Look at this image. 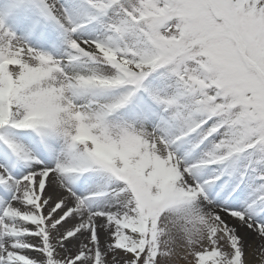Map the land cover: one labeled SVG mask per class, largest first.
Returning <instances> with one entry per match:
<instances>
[{"label": "rangeland", "instance_id": "rangeland-1", "mask_svg": "<svg viewBox=\"0 0 264 264\" xmlns=\"http://www.w3.org/2000/svg\"><path fill=\"white\" fill-rule=\"evenodd\" d=\"M9 1L13 11L0 9V29L11 48L0 61L13 64L0 68V107L27 135L61 142L111 186L118 183L110 191L134 207L120 222L139 249H123V261L114 264H175L179 250L188 251V264H244L230 236L210 217L199 218L201 207L182 194L178 168L183 150L197 147L195 164L224 162L213 174L227 172L241 183L250 176L244 188L264 197V0ZM53 5L62 13L103 14L116 41L100 44L101 51L76 49ZM73 23L66 25L83 22ZM46 27L73 61L43 40ZM78 70L92 85L75 84L80 89L72 94L66 74ZM98 94L121 107L91 106L90 117L80 115L79 97ZM85 135L86 143L79 141ZM20 176L33 182L32 173ZM43 182L37 178L34 189Z\"/></svg>", "mask_w": 264, "mask_h": 264}, {"label": "bare ground", "instance_id": "bare-ground-1", "mask_svg": "<svg viewBox=\"0 0 264 264\" xmlns=\"http://www.w3.org/2000/svg\"><path fill=\"white\" fill-rule=\"evenodd\" d=\"M57 7L53 5L56 10ZM0 9L8 13L12 11V5L0 0ZM62 12L59 13L58 25L66 33L92 38L97 51H101L100 44L105 47L116 41L103 14L90 9L77 14ZM72 22L83 23L74 28L66 25ZM3 34L4 30L0 29L2 57L5 50L11 48L10 41L4 39ZM55 47L60 56L73 61L69 53L59 51V45ZM16 48V55H21L22 48ZM66 77L70 79L66 91L72 94L81 85H92L90 80L77 78L71 73ZM41 80L36 79L33 85L37 87ZM3 94L0 87V96ZM78 100L84 102L80 106L83 110L80 115L86 118L91 116L86 111L91 106H95L97 111H114L121 107L120 100L110 99L108 94L84 95ZM1 101L0 105L3 104ZM20 125L12 112L0 107V264H114L123 261V249L131 252L139 249L134 243L138 239L120 222L127 209L133 211L134 207L116 197L119 191H110L118 183L111 186L109 177L100 175L98 169L89 168L76 154L56 153L59 143L50 142L51 147H45L42 141L27 135ZM198 151L197 147H189L183 150L179 159L178 181L182 194L191 196L196 207H201L197 213L199 218L210 217L230 236L242 252L244 264H264V210H259L264 208V197L257 198L260 190L246 191L243 184H237L236 176L231 177L227 172L224 176L213 174L212 169L219 163L195 164ZM49 155L52 158L49 159ZM11 159L18 160L19 168L12 166ZM219 165L224 166L225 163ZM79 166L85 170H66ZM22 171L29 175L32 173L34 179L31 184L20 176ZM37 178H44V182L35 190ZM78 178L90 184H81ZM247 179L251 177L246 175L242 180ZM57 196L61 201L57 202ZM68 205L73 208L61 215ZM127 221L131 222V219ZM189 260V253L185 250H179L173 256L175 264H188Z\"/></svg>", "mask_w": 264, "mask_h": 264}]
</instances>
